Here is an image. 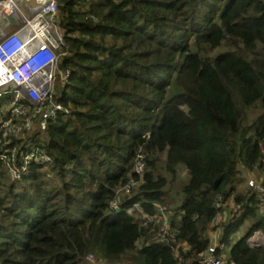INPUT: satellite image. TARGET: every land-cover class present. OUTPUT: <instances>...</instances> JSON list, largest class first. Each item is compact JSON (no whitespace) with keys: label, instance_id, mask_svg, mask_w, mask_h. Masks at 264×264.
<instances>
[{"label":"trees","instance_id":"1","mask_svg":"<svg viewBox=\"0 0 264 264\" xmlns=\"http://www.w3.org/2000/svg\"><path fill=\"white\" fill-rule=\"evenodd\" d=\"M58 24L69 113L20 140L45 162L15 178L0 161V264H197L217 227L231 259L264 264L247 243L264 231L247 187L264 170V0H60ZM135 204L166 207L175 234Z\"/></svg>","mask_w":264,"mask_h":264},{"label":"built area","instance_id":"2","mask_svg":"<svg viewBox=\"0 0 264 264\" xmlns=\"http://www.w3.org/2000/svg\"><path fill=\"white\" fill-rule=\"evenodd\" d=\"M59 1L0 0V161L15 178L21 177L28 163L47 160L39 147L27 151L20 146V140L28 141L34 134H44L47 121L58 118L60 113H69V108L55 100L64 86L58 79L65 82L69 75L59 69L64 44V33L58 24ZM18 158L24 162L22 167L18 165ZM145 166L146 154L140 152L135 166L139 176L128 180L119 191L122 195L131 193L140 184ZM247 187L256 194L260 210L264 211V175L258 178L249 174ZM109 208L118 210L119 200H111ZM240 208L236 204V210ZM137 210L143 212L139 204L130 207L128 212L134 215ZM143 215L142 226L150 233H157L160 240L175 234L169 212L163 205H158L155 213L143 212ZM223 217L224 213L218 212L213 226H218ZM219 238L217 227L211 232V244L199 254L197 264H238L230 257L229 245ZM247 243L252 248L263 247L264 231L254 232ZM89 259L94 261V254Z\"/></svg>","mask_w":264,"mask_h":264},{"label":"rangeland","instance_id":"3","mask_svg":"<svg viewBox=\"0 0 264 264\" xmlns=\"http://www.w3.org/2000/svg\"><path fill=\"white\" fill-rule=\"evenodd\" d=\"M59 84H63V85H65V82L63 81V80H61V79H58V81H57ZM185 173V172H184ZM252 174L253 175H255L256 177H261V176H263L264 175V172L263 171H256V172H252ZM250 224H251V220H247L242 226H241V228H240V230L238 231V233H237V237H241V236H243L245 233H246V231H247V229H248V227L250 226Z\"/></svg>","mask_w":264,"mask_h":264},{"label":"crops","instance_id":"4","mask_svg":"<svg viewBox=\"0 0 264 264\" xmlns=\"http://www.w3.org/2000/svg\"><path fill=\"white\" fill-rule=\"evenodd\" d=\"M252 174V173H251Z\"/></svg>","mask_w":264,"mask_h":264}]
</instances>
